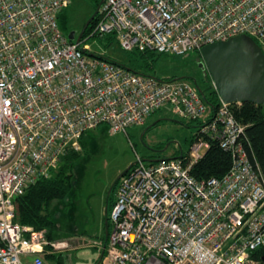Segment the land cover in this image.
<instances>
[{
    "label": "built area",
    "instance_id": "obj_1",
    "mask_svg": "<svg viewBox=\"0 0 264 264\" xmlns=\"http://www.w3.org/2000/svg\"><path fill=\"white\" fill-rule=\"evenodd\" d=\"M72 1L0 0V264H48V245L69 244L17 223V196L68 150H81L86 131L105 124L110 134L127 133L167 105L206 121L188 153L156 162L138 155L120 178L107 242L96 243L100 264H264V183L240 140L234 103L213 106L195 82L86 54L59 25ZM112 34L126 51L182 55L243 34L264 51V0H105L90 37ZM211 141L232 165L200 180L191 171Z\"/></svg>",
    "mask_w": 264,
    "mask_h": 264
},
{
    "label": "rangeland",
    "instance_id": "obj_2",
    "mask_svg": "<svg viewBox=\"0 0 264 264\" xmlns=\"http://www.w3.org/2000/svg\"><path fill=\"white\" fill-rule=\"evenodd\" d=\"M95 3V0H73L69 8L65 9V20L60 19L59 25L67 37L73 30L81 32L95 12ZM86 45H89L91 53L115 60L139 73L164 80L183 78L192 83L196 79L206 90L207 96L212 97L213 82L207 69L200 67L202 57L198 50L182 55L159 54L149 62H144L135 51L123 49L114 34L104 37L87 35L82 40V48ZM204 121L206 118H181L173 114L172 107L167 105L156 111L146 125L129 127L127 134L103 132V126L93 130L91 134L95 136L96 143L88 156L83 153L80 170L76 173V211L73 213L74 207L72 213L71 208L66 209L65 215L57 220L60 229L54 242L69 244H61L52 253L66 255L70 250L78 249L70 253V264H97L100 251L90 244L98 242V239H92L91 235L97 238L106 235V206L110 197H116L120 180L114 184L118 177L137 161L138 155L146 159L157 153L164 157L173 156L176 152L179 155L181 149L188 153L190 138L196 133L198 124ZM59 207L63 206L57 204V209ZM57 216L61 217L60 212H57ZM76 233L87 235L76 236ZM76 238L82 239L80 249L74 245ZM83 240L88 241L90 246H84Z\"/></svg>",
    "mask_w": 264,
    "mask_h": 264
},
{
    "label": "trees",
    "instance_id": "obj_3",
    "mask_svg": "<svg viewBox=\"0 0 264 264\" xmlns=\"http://www.w3.org/2000/svg\"><path fill=\"white\" fill-rule=\"evenodd\" d=\"M95 1L96 10L101 0ZM65 9H63L58 16V20H65ZM98 16L99 13L93 22L87 27L84 37L91 34V31L97 23ZM133 51H135L138 57L141 60H144V62H149V60L154 59V56L159 55L153 51ZM86 54L118 63L115 60L93 54L90 51H87ZM211 95L212 97L208 98L211 104L213 106L219 105L220 97L213 86L211 89ZM233 110L237 121L244 124L245 127L240 140L246 149L251 163L258 171L264 183V104H256L253 102H242L240 104L234 103ZM102 126L103 132L109 133V127L105 124H101L97 128ZM92 131L93 130L86 131L82 135L80 140L82 150H68L62 156L59 166L51 171L49 176L39 179L32 184L24 194L17 196L14 199L16 222L21 225L32 226L35 230H45L51 243H54L56 240V233L58 234L60 229L57 220L65 215L66 209L71 208L72 213L74 207L73 213L76 211L75 207L76 202L78 201L76 197V173L80 170L83 153L88 156L92 147H94L96 143L95 136L91 134ZM195 134L190 138V145L195 139ZM177 153L178 152L174 153L173 156L164 158H177L180 156V154L178 155ZM231 165L232 155L225 149H222L217 142L211 141V147L207 150L205 156L193 167L191 172L200 180L211 177L221 178L230 170ZM119 180H116L115 185ZM55 203L61 204L63 207L60 208V206L57 209V204L53 206ZM57 212H60L61 217L57 216ZM1 245L2 242L0 239V246ZM46 249L48 251L51 250L46 256L49 262L52 264H67V258L65 255L62 253H52L53 246L51 244L48 245Z\"/></svg>",
    "mask_w": 264,
    "mask_h": 264
},
{
    "label": "water",
    "instance_id": "obj_4",
    "mask_svg": "<svg viewBox=\"0 0 264 264\" xmlns=\"http://www.w3.org/2000/svg\"><path fill=\"white\" fill-rule=\"evenodd\" d=\"M104 1L105 0L100 1L97 9L86 21L79 34H77L75 30L69 33L68 38L70 40L76 41L77 43L81 42L87 27L96 18ZM82 49L87 52L85 48ZM200 53L202 57L200 67L207 69L212 79L214 89L217 91L222 102H253L256 104H264V51L254 38L245 34L238 35L226 41H218L204 45ZM128 69L134 71L131 68ZM194 82L203 98L211 104L196 79H194ZM163 159L165 158H146L144 160L156 162ZM135 163L131 164L117 180L129 171ZM107 212L108 208H106V214ZM107 239L108 228L106 231L105 244ZM103 254L104 251H102L101 257ZM98 264H100V261Z\"/></svg>",
    "mask_w": 264,
    "mask_h": 264
},
{
    "label": "crops",
    "instance_id": "obj_5",
    "mask_svg": "<svg viewBox=\"0 0 264 264\" xmlns=\"http://www.w3.org/2000/svg\"><path fill=\"white\" fill-rule=\"evenodd\" d=\"M172 112H173V111H172ZM173 114H174V113H173ZM149 118H150V117H149ZM149 118H148V119H149ZM146 124H147V122H146ZM146 124H144V125H146ZM181 150H182V149H181ZM115 199H116V197H115ZM115 199H114V202H115ZM113 204H114V203H113ZM106 208H107V206H106ZM106 231H107V228H106ZM105 234H106V233H105ZM79 235L83 237V236H85V235H87V234H84V233H76V236H79ZM76 236H75V237H76ZM105 237H106V235H105L104 237H102V238L93 237V235H91V238H92V239H98V242H96V243H99V242H105ZM85 238H86V237H85ZM72 240H73V239H72ZM77 240H80V239H79V238H76L75 241H77ZM83 241H84V240H83ZM85 241H86V240H85ZM86 242L89 243L88 241H86ZM96 243H93V242H92L90 245H91V246H94V247L97 248ZM90 245L88 244V246H87V244H86V245H84V246L89 247ZM84 246H83V247H84ZM79 249H80V247H79ZM75 250H78V249H75ZM75 250H73V251L70 250L68 253H66L65 256H66V258H67V264H70V261H69V255H70V253L74 252ZM97 250L99 251L98 248H97ZM45 258H46V257H45ZM46 260H47V258H46ZM99 261H100V256H99V260H98L97 264L99 263ZM47 263H48V264H49V263L52 264V263L49 262L48 260H47Z\"/></svg>",
    "mask_w": 264,
    "mask_h": 264
},
{
    "label": "flooded vegetation",
    "instance_id": "obj_6",
    "mask_svg": "<svg viewBox=\"0 0 264 264\" xmlns=\"http://www.w3.org/2000/svg\"><path fill=\"white\" fill-rule=\"evenodd\" d=\"M77 34H79V33H77ZM201 65V64H200ZM194 81V80H193ZM197 82H198V80H197ZM201 88H202V90H203V92L206 94V96H207V93H206V90L201 86ZM208 97V96H207ZM209 98V97H208ZM152 159H161V158H164V156H162V155H159L158 153L157 154H155L154 156H152L151 157ZM113 203H114V198L112 199L111 197L109 198V202H108V204H107V208H108V212H107V217H106V228H108V235H109V230H110V220H109V213H110V211H111V208H112V205H113Z\"/></svg>",
    "mask_w": 264,
    "mask_h": 264
}]
</instances>
